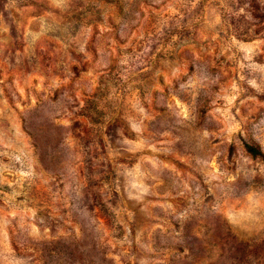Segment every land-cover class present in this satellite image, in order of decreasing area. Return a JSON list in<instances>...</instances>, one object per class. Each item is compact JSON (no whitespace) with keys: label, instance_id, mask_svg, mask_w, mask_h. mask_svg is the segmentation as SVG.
I'll return each instance as SVG.
<instances>
[{"label":"rangeland","instance_id":"obj_1","mask_svg":"<svg viewBox=\"0 0 264 264\" xmlns=\"http://www.w3.org/2000/svg\"><path fill=\"white\" fill-rule=\"evenodd\" d=\"M0 264H264V0H0Z\"/></svg>","mask_w":264,"mask_h":264},{"label":"trees","instance_id":"obj_2","mask_svg":"<svg viewBox=\"0 0 264 264\" xmlns=\"http://www.w3.org/2000/svg\"><path fill=\"white\" fill-rule=\"evenodd\" d=\"M245 148L251 156H262L263 154L258 147L253 146L251 144H245Z\"/></svg>","mask_w":264,"mask_h":264}]
</instances>
